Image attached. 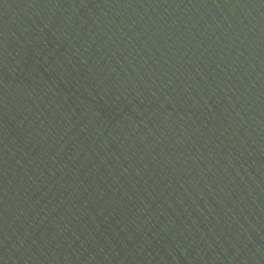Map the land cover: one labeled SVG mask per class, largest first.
<instances>
[{
  "label": "water",
  "instance_id": "obj_1",
  "mask_svg": "<svg viewBox=\"0 0 264 264\" xmlns=\"http://www.w3.org/2000/svg\"><path fill=\"white\" fill-rule=\"evenodd\" d=\"M0 264H264V0H0Z\"/></svg>",
  "mask_w": 264,
  "mask_h": 264
}]
</instances>
